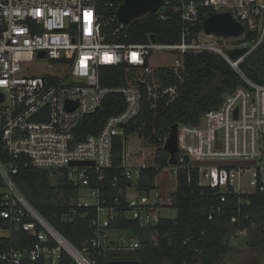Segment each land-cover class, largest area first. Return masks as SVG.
<instances>
[{
  "label": "built area",
  "instance_id": "built-area-1",
  "mask_svg": "<svg viewBox=\"0 0 264 264\" xmlns=\"http://www.w3.org/2000/svg\"><path fill=\"white\" fill-rule=\"evenodd\" d=\"M124 0H0V134L7 160L0 158V173L5 186L0 188V264H23L25 258L44 264H62L65 255L75 264H97L91 256L114 251L129 253L140 249L139 238L125 231L115 236L111 223L121 216L150 229V242L157 245V226L162 209L176 205L172 193H164L154 182L140 186L143 170L152 165H130L126 152L129 135L125 127L140 112L141 89L129 81L125 85L106 86L101 82L105 66L130 65L150 75L154 68L150 56L156 50L178 53L169 65L178 70L187 52L212 51L221 54L245 79L224 96L219 107L201 118L198 124H178L177 162L169 164L176 178L187 168L198 169L201 186L220 194V203L208 210V218L225 214L230 196L264 191V84L247 78L239 64L264 41V0H163L156 12L165 17L170 11L183 22L181 41L161 43L150 36L148 42L124 43L111 40L128 25L121 22L117 10ZM229 11L244 26L241 39L231 42L223 35L207 33L204 21L212 12ZM124 32V36H127ZM248 34H255L248 38ZM247 48L237 59L230 49ZM44 51V57L39 54ZM49 58L52 70L41 75L30 73L26 61ZM145 78H135L147 82ZM154 79L148 90L152 97L176 93V86L161 91ZM111 92L123 94L125 108L111 115L98 133L75 141L74 130L84 116L100 108ZM68 101L71 105H68ZM46 120L32 119L46 105ZM123 124V126H120ZM123 135L122 175L115 176L117 193L109 203L103 188L91 187L106 176L114 161L115 138ZM168 137V136H167ZM167 137L158 143L164 148ZM170 158V154L168 160ZM201 161H240L242 164H196ZM73 161H92L90 165H72ZM154 165V164H153ZM38 167L50 175L66 176L79 187V196L70 202L63 217L77 214L89 219L95 236L82 249L77 248L51 225L28 201L13 180L21 168ZM124 179L127 183L120 184ZM129 213V214H128ZM236 218H233L235 220ZM15 230L27 233L20 246L12 243ZM247 232L241 230L238 234Z\"/></svg>",
  "mask_w": 264,
  "mask_h": 264
},
{
  "label": "trees",
  "instance_id": "trees-1",
  "mask_svg": "<svg viewBox=\"0 0 264 264\" xmlns=\"http://www.w3.org/2000/svg\"><path fill=\"white\" fill-rule=\"evenodd\" d=\"M209 13L212 11H208ZM106 28L111 40L126 43L148 42L154 36L161 43L181 41L183 22L178 14L166 11L165 17L160 13H149L128 25L121 33L112 34ZM127 32V36H124ZM255 34H248V38ZM245 76L256 83L264 84V41L239 64ZM130 65L105 66L101 69V82L106 86L125 85L129 81L141 89L140 112L125 127L130 135L138 132L156 145L154 165L144 168V177L140 186L152 187L158 174L169 166V153L158 143L170 133L174 124H198L207 112L216 109L224 96L238 86H247L245 79L221 54L204 52H187L184 54L183 66L176 70L173 67L160 66L147 76V82L136 80ZM157 80L159 91L176 86V93L152 97L149 84ZM125 108L123 94L111 92L104 98L102 105L95 112L86 114L81 124L74 130L75 141L83 140L87 135L98 133L107 119ZM123 154V135L115 138L114 161L106 170L105 178L91 187L100 186L109 201L117 189L113 186L114 177L121 176ZM0 158L7 160V152L0 134ZM13 180L33 207L59 232L77 248L87 246L95 236V228L89 219L81 214L71 220L63 217L70 208V202L79 196V187L61 176L58 184L51 182L47 170L38 167L21 168L13 174ZM124 179L120 184L125 185ZM5 181L0 173V188ZM176 197L177 214L175 217H163L157 229L160 241L157 245L150 242V229L142 228L135 220L117 216L111 228L125 231L131 237L139 238L142 247L129 253L114 251L98 255L97 264H107L110 260H139L140 264H226L224 256L231 250L232 238L239 231L247 230L246 244L260 246L264 233V191L245 195L240 201L238 195L230 196L226 202L225 214L217 213L213 219L208 218L207 210L220 203V194L211 188L201 186L197 168H184L178 175V185L172 193ZM233 218H236L233 220ZM27 233L15 230L12 243L22 245ZM23 264H44L42 260L25 258ZM62 264H75L68 255Z\"/></svg>",
  "mask_w": 264,
  "mask_h": 264
},
{
  "label": "rangeland",
  "instance_id": "rangeland-1",
  "mask_svg": "<svg viewBox=\"0 0 264 264\" xmlns=\"http://www.w3.org/2000/svg\"><path fill=\"white\" fill-rule=\"evenodd\" d=\"M224 39L231 42L237 41L242 37L228 35L223 36ZM178 53L168 50H156L150 56V63L153 68L160 67L162 65H169L175 62ZM51 63L54 61L49 58H36L32 61H26L24 67L29 69L30 73L41 75L43 72L52 70ZM135 78H145L146 73L136 70L133 72ZM126 152L133 154L128 155V162L130 165H153L154 164V153L156 145L151 144L146 137H142L138 132L129 135L126 143ZM53 184H58L59 179L56 176L51 177ZM156 183L162 187L164 193H170L172 190L177 188L176 178L171 174L169 168H164L157 176ZM129 214V213H128ZM162 214L168 217H175L177 214V208L172 206L169 208L162 209ZM117 237L121 233L120 230L112 231ZM247 232L240 233L238 236L232 238L233 247L224 256V263L226 264H264V233L260 246L251 247L246 244Z\"/></svg>",
  "mask_w": 264,
  "mask_h": 264
},
{
  "label": "water",
  "instance_id": "water-1",
  "mask_svg": "<svg viewBox=\"0 0 264 264\" xmlns=\"http://www.w3.org/2000/svg\"><path fill=\"white\" fill-rule=\"evenodd\" d=\"M163 0H124L117 10V16L119 20L126 25H130L135 20L149 14L156 13L162 6ZM204 28L207 33H215L217 35H233L238 36L244 32V26L237 22L231 12L219 11L212 12L204 21ZM155 40V37L152 36ZM247 51V48H235L230 49L228 53L233 59L239 58ZM44 51H41L39 56L44 57ZM4 95L0 92V102L3 101ZM68 105L71 103L68 101ZM49 117V105L44 106L35 117L32 119L46 120ZM123 126V124H120ZM164 149L170 154L168 160L169 164H175L177 162L176 153L178 151V124H174L171 127L168 134ZM196 164H212V165H232L242 164L245 162L240 161H201L196 160ZM72 165H90L94 164L92 161H73ZM107 264H140L139 260H110Z\"/></svg>",
  "mask_w": 264,
  "mask_h": 264
}]
</instances>
